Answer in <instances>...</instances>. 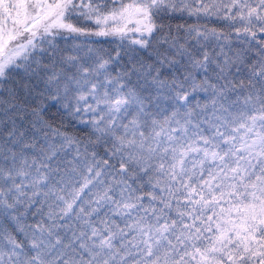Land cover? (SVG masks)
Instances as JSON below:
<instances>
[{
	"label": "snow or ice",
	"instance_id": "1",
	"mask_svg": "<svg viewBox=\"0 0 264 264\" xmlns=\"http://www.w3.org/2000/svg\"><path fill=\"white\" fill-rule=\"evenodd\" d=\"M185 13L246 47L160 23ZM0 21V264H264V0H0Z\"/></svg>",
	"mask_w": 264,
	"mask_h": 264
},
{
	"label": "trees",
	"instance_id": "2",
	"mask_svg": "<svg viewBox=\"0 0 264 264\" xmlns=\"http://www.w3.org/2000/svg\"><path fill=\"white\" fill-rule=\"evenodd\" d=\"M130 0H124L125 3H128ZM2 22V21H0ZM9 26H11V21L8 22ZM160 23H163V25H165V30H167V26H171L173 31L176 30V27L178 25H193V24H199L201 27H205L207 29H215L217 32H224V33H233V36L231 38V42H232V51L235 52L237 49L246 47V45H241L239 43V41H236L234 36V30L229 27L231 21H226L223 19H218L216 17H201V19L199 21H197L195 16H188L187 13H185L183 16L181 15H176L173 16L172 18H165L163 21H161ZM94 27V26H93ZM128 27H135V23L133 22H129L128 23ZM128 39L121 41L119 37L116 36H92L89 39L94 42L93 46L96 48H102L106 51H110L113 54H115V51L120 50L121 48L123 49H131V48H138L139 46L136 45H132L131 44V39L134 38H139V33H135V32H129L128 33ZM59 43L61 46H63L65 44V41L63 39L59 40ZM67 43L71 44L72 41H68ZM215 50L216 52H219V46H217L215 44V42H213L212 44L209 45V50ZM150 51V50H149ZM225 51H228V48H225ZM231 54V53H230ZM129 55H133L132 53H129L128 55H124L122 53V58L119 60V62L114 65L113 67L116 70H119L121 67H123L124 65H126L129 61ZM148 55V53L144 50H141L140 53V57H146ZM138 57V58H140ZM222 59V58H221ZM255 59V49L252 50V52H250L248 54V64H251L253 62V60ZM243 71L241 73H236V69L233 68L232 71L233 73H236L235 75V79L237 80V82H239V80L244 79L245 76L247 75V69L244 68V66H241ZM115 74V73H113ZM210 76H212L213 81L215 80V76L212 75L210 73ZM12 79L13 80H19L20 79V75L17 74H13L12 75ZM200 79H203V77H200ZM245 82H247L245 80ZM205 94L203 92L199 93L197 95V99L201 100V103L204 102V97L201 98L200 96H204ZM56 110L55 108H52L49 110V112L47 113L48 116H51L53 113H55ZM55 119L57 121V123H59L61 117L59 114H57L55 116ZM79 134V133H77ZM71 154L74 155L75 154V149L73 148L71 150ZM70 158V157H69ZM143 191L141 193H138V195H142L144 193H146L149 189L150 186L147 185L146 183L142 186Z\"/></svg>",
	"mask_w": 264,
	"mask_h": 264
},
{
	"label": "rangeland",
	"instance_id": "3",
	"mask_svg": "<svg viewBox=\"0 0 264 264\" xmlns=\"http://www.w3.org/2000/svg\"><path fill=\"white\" fill-rule=\"evenodd\" d=\"M130 2H131V0L128 3H130ZM193 104H195V103H193Z\"/></svg>",
	"mask_w": 264,
	"mask_h": 264
}]
</instances>
